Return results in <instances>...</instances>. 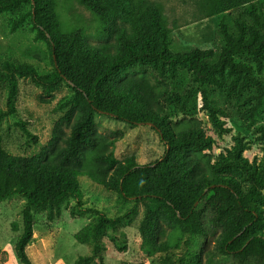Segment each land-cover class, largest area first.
<instances>
[{
    "label": "trees",
    "instance_id": "trees-1",
    "mask_svg": "<svg viewBox=\"0 0 264 264\" xmlns=\"http://www.w3.org/2000/svg\"><path fill=\"white\" fill-rule=\"evenodd\" d=\"M101 21V39L113 37L116 44H92L83 27H71L61 20L59 0H0V14L30 6L16 25L29 18L37 40H44L51 54L53 72L41 75L30 64L6 63L0 67V83L6 86L2 121L15 114L19 80L52 92L65 85L70 89V110L55 125L52 137L41 152L32 157L9 154L0 135V200L20 196L26 200L23 231L15 244L22 264H34L27 248L34 235V211L60 207L74 199L82 206L81 178L115 192L126 202H134L129 213L144 207L139 224L142 251L159 264H264V163L251 165L232 154L229 161L213 166L201 159L211 140L200 129L176 130L166 120L162 103L167 99L163 77L178 67L195 73L203 83L216 75L231 73L250 76L251 67L236 63L240 55L257 62L264 54V33L237 21V32L223 24V47L194 48L185 53L169 49L171 29L163 7L148 0H115L119 13L109 15L104 0H75ZM210 13L220 14L250 5L254 22H264L252 0H206ZM118 22L129 25L118 27ZM151 71L155 83L148 77ZM96 115L128 124H149L166 145L163 157L140 165L136 157L116 159L113 142L97 132ZM236 163L246 186L230 178L226 163ZM95 221L79 230L75 239L90 245L92 252L79 256L73 264H106L105 231H114L126 216L110 218L101 212ZM170 228V230H168ZM220 232L215 251L197 247L201 239ZM123 251V249H120ZM205 254V255H204ZM146 264V263H138Z\"/></svg>",
    "mask_w": 264,
    "mask_h": 264
},
{
    "label": "rangeland",
    "instance_id": "rangeland-1",
    "mask_svg": "<svg viewBox=\"0 0 264 264\" xmlns=\"http://www.w3.org/2000/svg\"><path fill=\"white\" fill-rule=\"evenodd\" d=\"M163 7L171 29L169 49L173 53H185L194 48L215 49L218 53L224 43L220 34L223 24L232 33L237 31V21L248 28L264 33L253 20L247 4L220 14L213 15L206 0H148ZM109 15L121 11L115 0H104ZM251 4L264 22V0H252ZM61 20L71 27H83L87 39L94 45L113 46V37L101 39L98 31L101 21L75 0H59ZM30 6H22L15 12L0 14V67L6 63L30 64L41 75L53 72L51 54L44 40L36 39L29 18L21 25L16 21L28 17ZM118 27L129 25L118 22ZM257 62L253 57L240 55L236 63L251 67L250 76L236 75L226 70L216 75L209 83L199 81L195 73L178 67L175 74L169 69L163 80L167 85V99L162 103L163 114L176 130L200 129L211 140V147L203 151L201 159L218 166L229 161L232 154L239 152L241 159L251 165L264 163V54ZM155 83L151 71L147 72ZM6 86L0 83V109H5ZM70 89L63 85L55 91L46 92L34 86L29 79L19 80L16 112L5 118L0 125L3 145L9 154L32 157L47 146L56 123L70 110ZM97 132L109 138L116 159L122 161L136 157L140 165L152 164L161 159L166 145L158 132L149 124H128L110 117L96 115ZM222 173L246 186L245 177L236 163H226ZM83 191L82 206L74 199L60 207H45L34 211V235L27 248V255L34 264H73L79 256L88 255L93 247L81 245L76 233L98 214L85 213L86 209L101 212L110 218L126 216L115 230L105 231L102 239L106 264H159L158 258L148 259L142 251L139 224L144 207L130 214L134 202L123 201L117 193L80 179ZM264 194V188H262ZM26 200L13 196L0 200V264H22L15 244L23 231V210ZM264 217V206L261 208ZM170 230V228H168ZM264 233V230L262 231ZM220 232L201 239L197 247L215 251ZM120 249H123L120 250ZM205 255V254H204ZM218 264H237L233 260Z\"/></svg>",
    "mask_w": 264,
    "mask_h": 264
}]
</instances>
